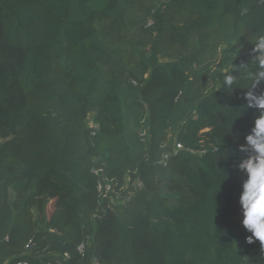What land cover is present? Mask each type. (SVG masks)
<instances>
[{
    "label": "trees",
    "instance_id": "1",
    "mask_svg": "<svg viewBox=\"0 0 264 264\" xmlns=\"http://www.w3.org/2000/svg\"><path fill=\"white\" fill-rule=\"evenodd\" d=\"M261 35L264 0H0V264H264Z\"/></svg>",
    "mask_w": 264,
    "mask_h": 264
},
{
    "label": "clouds",
    "instance_id": "2",
    "mask_svg": "<svg viewBox=\"0 0 264 264\" xmlns=\"http://www.w3.org/2000/svg\"><path fill=\"white\" fill-rule=\"evenodd\" d=\"M253 45V51L257 53L253 58L257 69L248 71V63L241 64L238 69L239 75L244 74L243 78L250 81L245 93L247 107L259 110L251 130L245 135L246 145L256 155L241 165L247 172V179L243 184L240 203L243 227L251 233L246 237V242L252 244L259 241L264 250V92L257 94V89L264 83V35L259 36ZM237 78L231 74V70L224 74V88L232 89Z\"/></svg>",
    "mask_w": 264,
    "mask_h": 264
},
{
    "label": "built area",
    "instance_id": "3",
    "mask_svg": "<svg viewBox=\"0 0 264 264\" xmlns=\"http://www.w3.org/2000/svg\"><path fill=\"white\" fill-rule=\"evenodd\" d=\"M91 127H92L91 134L95 135L97 132V129L99 128V124L93 122V123H91ZM31 245H32V240H29V242L26 244L25 248L29 249L31 247ZM80 249L83 250V245L80 246ZM66 255H68V254H66ZM19 264H31V263L27 260H22ZM48 264H50V263H48Z\"/></svg>",
    "mask_w": 264,
    "mask_h": 264
},
{
    "label": "rangeland",
    "instance_id": "4",
    "mask_svg": "<svg viewBox=\"0 0 264 264\" xmlns=\"http://www.w3.org/2000/svg\"><path fill=\"white\" fill-rule=\"evenodd\" d=\"M91 121H92V120H91ZM93 122H94V121H92V123H93ZM243 178H244V182H245V181H246V180H245V176H244Z\"/></svg>",
    "mask_w": 264,
    "mask_h": 264
}]
</instances>
